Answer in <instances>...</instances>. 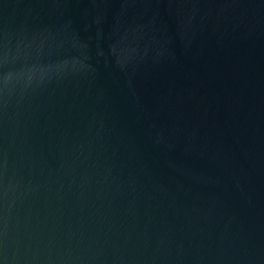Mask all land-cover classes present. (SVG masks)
I'll use <instances>...</instances> for the list:
<instances>
[{
	"label": "water",
	"instance_id": "water-1",
	"mask_svg": "<svg viewBox=\"0 0 264 264\" xmlns=\"http://www.w3.org/2000/svg\"><path fill=\"white\" fill-rule=\"evenodd\" d=\"M0 264H264V0H0Z\"/></svg>",
	"mask_w": 264,
	"mask_h": 264
}]
</instances>
